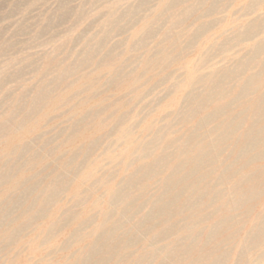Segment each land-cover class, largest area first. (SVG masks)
<instances>
[{"label": "rangeland", "instance_id": "374dc122", "mask_svg": "<svg viewBox=\"0 0 264 264\" xmlns=\"http://www.w3.org/2000/svg\"><path fill=\"white\" fill-rule=\"evenodd\" d=\"M180 1L0 0V264H84L117 223L118 251L93 264H166L169 251L206 238L211 198L198 211L200 224L184 200L176 216L146 225L128 245L124 235L137 232L170 171L131 184L186 135L204 132L205 114L186 116V97L203 93L199 79L255 44L219 51L264 15V0H221L215 18L199 4L217 0ZM252 2L261 6L244 16ZM259 191L219 237V264H264V239H253L264 218V186ZM143 197L147 205L124 217Z\"/></svg>", "mask_w": 264, "mask_h": 264}, {"label": "bare ground", "instance_id": "6f19581e", "mask_svg": "<svg viewBox=\"0 0 264 264\" xmlns=\"http://www.w3.org/2000/svg\"><path fill=\"white\" fill-rule=\"evenodd\" d=\"M219 2L221 0L212 4H199L202 8L208 7L203 16L215 18V15L220 13L217 5ZM180 4L182 1L173 0L169 5ZM259 6L261 4L253 2L247 4L244 16L255 11ZM188 10L192 12L195 7ZM215 21L216 19L211 21L212 27ZM205 29L199 28L192 38H197ZM263 32L264 15H261L243 26L234 37L221 44L219 51L228 52L230 47L240 44L245 39H256L250 50L234 64L197 81L195 86L198 90L199 86L204 87L203 93L195 90L186 97L185 102L190 110L185 112L186 116L205 114L200 124L204 132L186 135L179 145L172 146L168 151L165 150L154 164L139 174V178L135 177L134 181L132 180L131 186L134 187L141 180L160 174L162 169L170 171L163 182L162 193L153 199L149 213L141 217L142 222L139 223L137 232L124 235L128 239V245L138 241V232L146 225H158L163 223L165 218L176 216L179 203L184 200L183 205L190 212L191 218L195 217V224H200L198 211L205 204L210 203L211 198L215 199V206L208 216L212 225L209 226L210 230L206 238L200 235L196 240H188L180 247L169 251L167 255L169 261L166 264H201L204 260L208 264H219L224 260L225 256H219L217 252L222 245L219 237L234 228L236 224L234 220L238 216L235 213L240 211L239 215L244 214L251 203L258 198L260 187L264 186V36H261ZM251 70L255 71L248 75ZM65 72L63 71L61 75ZM233 92H236L235 96L227 100ZM221 100L227 101L224 103L220 102ZM216 102L219 104L217 105ZM210 103L214 105V109L204 112L205 107ZM224 153H226L225 157H223ZM208 167L214 169L207 171ZM7 173L5 172L1 178ZM27 195H30V191ZM124 197L125 195H120L117 200L120 201ZM148 202L149 200L144 201V197L136 200L132 207L126 209L123 216L126 218L134 216L133 214L142 210ZM121 228L122 223H117L107 232L102 233L96 245L97 249L85 259L84 264H93L92 260L103 253H108L107 260H112L113 257L111 258L110 255L120 245V242H117V235ZM173 229L174 227L170 230ZM253 239L255 241L264 239V218ZM102 241L103 244H99ZM101 262L103 264V258L102 261L96 260L97 264Z\"/></svg>", "mask_w": 264, "mask_h": 264}]
</instances>
